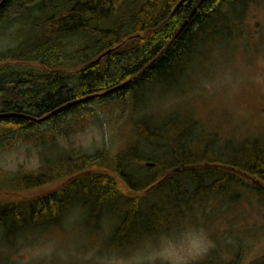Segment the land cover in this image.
Listing matches in <instances>:
<instances>
[{
    "label": "trees",
    "instance_id": "16d2710c",
    "mask_svg": "<svg viewBox=\"0 0 264 264\" xmlns=\"http://www.w3.org/2000/svg\"><path fill=\"white\" fill-rule=\"evenodd\" d=\"M66 1L71 8L68 9ZM180 1L0 0V31L23 17L27 10L49 4L53 13L39 16V21L44 23L40 26L38 42L28 44L25 52L11 51L0 55V147H8L17 141L45 144L68 134L87 118L96 116L93 107L79 102L41 123L30 122L28 116L43 117L82 96L118 87L91 101L100 106H120L126 102L138 103L160 80L170 85L169 82H174L173 78L193 60L198 46L219 34L220 37L230 36L232 20L236 17L242 23L247 8L252 5L251 0H185L179 4ZM194 8L192 17L178 32ZM110 10L120 21L98 31L97 25L106 22ZM126 18L132 25L118 34ZM70 31L69 35L85 32L93 40L94 49L98 48L97 52L115 45L119 51L91 66L65 72L57 67L66 59L59 52V48L62 49L60 37ZM128 38L137 43L132 47H121ZM92 51L90 58L97 55ZM22 59H33L39 67L23 70L2 64ZM53 62L59 63L52 65ZM186 121L196 128L194 121ZM180 123L184 124L183 121L169 122V131L164 134L157 128L152 131L150 127H138L139 134L146 133L149 141L151 136L160 137V142L154 145L162 152L164 150L161 159H152V164H145L149 167L146 172L134 171L135 167L143 165L137 140L115 156L112 166L107 163L108 159L99 158L100 152L65 157L68 167L82 172L77 175L74 174L76 170L69 171V179L75 178L59 193L19 204L0 205V226L5 228L7 235L8 231L17 233L27 228L53 225L59 222L61 209L80 203L88 208L90 221H96L103 210L118 217L111 240L122 248L138 235L167 228L178 217L185 216V212L189 213L186 209L191 208L190 201L204 206L213 201L210 195L226 197L225 188H231L229 185H244L238 175L223 168L225 164L242 165L250 174L264 179L262 142L256 148L247 142L234 146L225 143L223 149L214 146L216 135L202 138L196 132L190 135L188 127H181ZM43 124L48 126L40 128ZM190 143L195 145L192 153L187 150ZM95 167L102 169L94 170ZM46 174L48 171L42 169L30 176L28 182L36 184ZM226 178L229 182L224 181ZM230 178L237 182L236 185L230 183ZM15 179L22 178L18 175ZM207 191L214 193L206 195ZM222 205L231 207L227 201ZM46 215L52 218L47 224L44 220L36 221ZM238 216L236 220L242 219ZM236 257L226 264H239L240 257ZM253 264H262V261Z\"/></svg>",
    "mask_w": 264,
    "mask_h": 264
},
{
    "label": "rangeland",
    "instance_id": "374dc122",
    "mask_svg": "<svg viewBox=\"0 0 264 264\" xmlns=\"http://www.w3.org/2000/svg\"><path fill=\"white\" fill-rule=\"evenodd\" d=\"M251 1L252 5L247 8L243 22L236 17L232 20L230 36L215 35L216 37L209 38L207 43L198 46V53H195L185 73L173 83L169 82L171 85L160 80L158 85H154L142 95L138 103L126 102L120 106L111 104L106 109H100V104L96 102L91 103L90 106L95 108L96 116L87 118L76 128L70 129L68 134L57 136L54 141L50 140L52 142L34 144L17 141L8 147H0V181L6 178L2 177L3 173L11 174L12 177L20 172L36 173L39 169H48V162L57 167L63 158L78 153L93 155L103 151L108 155L107 163L112 166L115 156L122 154L136 140L140 155L148 157L152 155L153 158L161 159L164 150L162 152L161 148L154 145L160 142V137L151 136L153 138L149 141L146 133L139 134L138 127H150L153 131L160 123L174 121H183L184 124L178 125L187 126V131H191L190 135L197 131H201L203 136L216 135L214 146L223 147L225 143L234 146L244 139L258 140L264 144V91L248 84L234 85L228 79L229 69L237 60L246 66L254 67L255 53L264 50V0ZM38 11L41 10L36 8L29 11L27 16L9 23L5 30L3 28L0 31V55L11 51L25 52L28 44L40 40L39 29L33 23ZM49 11L45 16L53 14L51 9ZM117 20L120 21L114 16V21L109 22L113 24ZM128 21L126 18L123 22ZM130 24L131 22L123 27ZM73 37L64 40L68 53H63L66 59L58 64L60 68L69 71L86 65L83 63V55L91 53L95 48L94 43L85 36V42L81 39V44L73 49L79 42ZM128 39L129 41L125 40L122 43L123 47H130L131 44L127 45L128 42H134L133 39ZM64 51L65 48H62V52ZM94 57L96 56L90 60ZM7 63L23 70L38 67L35 61L29 59ZM188 119L193 120L194 125L197 124L196 128L187 124L189 122L185 120ZM47 126L48 124H43L40 128ZM148 149L151 151L146 153ZM146 162L153 161L145 160L144 167L137 166L134 171L146 172L145 168H149L144 165ZM58 182L49 183L38 189H23L19 185L17 192L8 196L3 192L13 188L0 183L3 188L0 189V201H20L47 194L54 189L60 191L61 185ZM194 203L196 202L190 201L191 208H187L189 213L185 214H198L199 221L219 245L218 250L212 253L206 263L221 264V252H226L230 257L226 263L233 261L237 255L240 257L239 264H253L254 260L264 261V209L261 210L257 203L250 202L245 197L241 198L235 209L215 204L214 201L204 206ZM103 214L96 221L88 219L84 227L89 232H95ZM113 216L116 218L115 228L118 217ZM237 216L242 219L236 220ZM58 228L59 222L23 229L17 233L8 231L9 234L6 235L5 228L0 226V262L19 264L22 239L25 242H35L42 237L55 238ZM111 239L112 234L106 244L115 246Z\"/></svg>",
    "mask_w": 264,
    "mask_h": 264
},
{
    "label": "clouds",
    "instance_id": "9594fccd",
    "mask_svg": "<svg viewBox=\"0 0 264 264\" xmlns=\"http://www.w3.org/2000/svg\"><path fill=\"white\" fill-rule=\"evenodd\" d=\"M228 79L264 91V50L255 53L254 67L237 60ZM88 216V208L80 203L61 209L57 236L35 242L22 239L19 264H206L219 247L195 213L178 217L167 228L140 234L123 248L106 244L116 223L110 212H104L95 232L84 227ZM229 259L221 252V264Z\"/></svg>",
    "mask_w": 264,
    "mask_h": 264
},
{
    "label": "bare ground",
    "instance_id": "6f19581e",
    "mask_svg": "<svg viewBox=\"0 0 264 264\" xmlns=\"http://www.w3.org/2000/svg\"><path fill=\"white\" fill-rule=\"evenodd\" d=\"M183 1H185V0H181L180 1V3L179 4H181ZM202 1V0H201ZM65 4L67 5V7H68V9L69 8H71L72 6H70V4H69V2L68 1H66L65 2ZM52 7L49 5V4H46V5H43L41 8H39L41 11H38V13L36 14V16L37 17H35L34 18V20H33V23H35L37 26H36V28H38L39 29V32L41 31L40 30V26H43V23L44 22H40L39 21V16H43V15H45L50 9H51ZM34 9H36V8H34ZM34 9H32V10H34ZM32 10H29V11H32ZM195 10H196V8H194V10L192 11V12H190L189 13V15L186 17V19H185V22L183 23V25L180 27V29L178 30V32H180L181 31V29H182V27L184 26V24L186 25V23L190 20V18L192 17V14L195 12ZM29 11L27 10L26 12H25V14L23 15V17H21V18H19V20L20 19H22V18H24V16H27V13H29ZM63 13V12H62ZM114 16H115V12H113L112 10H110L108 13H107V15H106V22L105 23H103V24H101V23H99L98 25H97V29H98V31L99 30H101L102 29V27L104 28V27H107V26H109L110 25V20H113L114 21ZM27 20V19H26ZM129 22H131V24L128 26V27H123V26H126V25H128L129 24ZM26 24H27V22H25ZM34 24V25H35ZM125 24V25H124ZM131 25H132V21L131 20H129L128 21V23H124L123 22V24L121 25V28H119V30H118V34H120V33H122V32H125L128 28H130L131 27ZM27 26H29L30 27V25H27ZM72 31H70L69 33H66V34H63V35H61V37L60 38H62L61 39V43H60V45H61V48H65V51L64 52H62V49H60L59 48V52H61V54L62 55H64L63 53H66L67 51H66V44H65V42H64V40L66 39V38H69V37H73V36H75V37H73V38H76V39H78V44H76L75 45V47H73V49L74 48H76V47H78V45H80L81 44V39L85 42V40H84V37L85 36H87L88 37V35L87 34H85V32H81V33H77V34H71V35H69L70 33H71ZM33 35H31V37H32ZM30 37V38H31ZM81 37V38H80ZM131 39H133V38H131ZM127 41H129V39H126ZM134 40V39H133ZM91 41H93V40H91ZM90 41V42H91ZM137 42H135V40H134V42L133 43H131V42H128V44L127 45H129V44H131V46L130 47H132L133 45H135ZM95 47V46H94ZM121 47H123V45L121 44ZM27 50V49H26ZM25 50V51H26ZM94 51H96V53H97V55H96V57H94V58H92L91 60H90V53H85L84 55H83V57H82V59H83V63H85L86 65H84L82 68H85V67H88V66H91V65H93V64H96V63H98V62H100L102 59H103V57H105L106 55H108V54H111V53H115V52H117V51H119V49H118V47L115 45V46H112V47H110L109 49H107V50H104V51H99V52H97L98 51V48H96V49H94ZM94 51H92V53L94 52ZM95 53V54H96ZM198 53V52H197ZM196 55V54H195ZM194 55V56H195ZM87 57V58H86ZM59 58H60V56H59ZM26 60H28V59H22V60H16V61H26ZM29 60H33V59H29ZM10 61H14V60H10ZM34 61V60H33ZM7 62H9V61H7ZM7 62H4V63H2V64H5V65H9ZM35 63H36V61H35ZM59 62H53L52 63V65H57ZM37 64V63H36ZM38 65V64H37ZM65 65V64H64ZM11 66V65H10ZM13 68H17V67H14V66H12ZM38 67H39V65H38ZM57 67L58 68H60L59 67V65H57ZM187 67H188V65L186 64L182 69H181V71L178 73V75L176 76V77H174L173 78V81H176V80H178L184 73H185V71H186V69H187ZM35 68V67H34ZM82 68H80V69H82ZM60 69H62V68H60ZM80 69H76V70H80ZM63 71H65V72H69V70H64V69H62ZM72 71H74V70H72ZM173 83V82H172ZM171 85V84H170ZM118 86H120V85H118ZM118 87H114L113 89H110V90H107V91H105V92H102V93H99V94H96V95H89V96H82L81 98H79V99H76V100H74V101H72V102H69V103H66V104H64V105H62L61 107H59L57 110L58 111H56L55 113H52L51 115H50V117L49 118H51L53 115H56V114H58V113H60V112H62V111H64L65 109H67V108H69V107H71V106H74V105H76V104H78L79 102L80 103H85L86 105H89L90 106V104L91 103H94V102H96V101H91L94 97H96V96H102V95H105V94H107V93H109L110 91H112V90H116ZM97 104H99L98 102H96ZM107 106L108 105H106V106H100L99 108L100 109H106L107 108ZM90 107H92V106H90ZM93 110L95 111V108H93ZM44 117H46V116H43V117H33V116H28V118H29V121L30 122H32V120H34L35 122H37V123H41L42 121H41V119H43ZM136 117V116H135ZM186 121V120H185ZM193 121V120H192ZM170 124H169V122H167V123H160V124H158V127H157V131L158 132H160L161 134H164V133H166V131L168 130L169 131V129H168V126H169ZM144 126H146V125H144ZM201 138L203 137V134H202V132L201 131H197L196 132ZM243 142H247L251 147H255L256 148V146L258 145V146H260L261 145V142H259L258 140H249V139H244L243 140ZM242 142V143H243ZM215 143H216V141H215ZM238 143V142H237ZM238 144H240V143H238ZM216 146V145H215ZM226 148V144H224V146L222 147V148ZM187 150H188V152H190V153H192V152H194L193 150H195V145L194 144H192V143H190L189 145H188V147H187ZM151 150L150 149H148L147 151H146V153H149ZM98 152H100L99 153V158H103V159H109L108 158V155L105 153V152H103V151H98ZM97 153V152H96ZM95 153V154H96ZM79 154H85V153H78L77 155H79ZM77 155H75V156H77ZM150 157H152V155H150ZM152 160V159H156V158H149L148 156H143L142 157V163H144V161L145 160ZM227 158L225 157V160H226ZM66 162H67V158H63L61 161H60V163H59V166L57 165V167L56 166H54V165H51L49 162H48V169H45L44 171H48V174H46V176L44 177V179L43 180H41L40 182H37L36 184H32V183H30V182H28V179L29 178H23L22 177V179H20V180H18V179H15V177H14V179H13V177H8V176H2V177H6V178H2L1 179V181H0V183L3 185V186H11L13 189H11V190H9V191H5V192H3L4 194H5V196H8V194H12V193H16L17 192V188H19L20 186H22V188L24 189V188H26V189H38V188H40V187H42V186H45V185H48L49 183L50 184H52V183H54L55 181L56 182H58V181H61V180H63V178L64 177H66L67 176V174L69 173V171H73V170H76V168H73V167H68V165L66 164ZM149 164H152V162H146V165H149ZM145 165V164H144ZM226 166H223V168L224 169H226V170H228V171H230V172H232V173H234V174H236V175H238L243 181H244V185H241L240 183L238 184L237 182H234L233 181V179H231V181H230V183L231 184H234V185H236V183H237V185L238 186H236V187H234L233 185H229L231 188H225V191H226V194H227V196L225 197V196H223V195H217V196H215V195H210V197H211V199L215 202V204H219V205H222L223 203H225L226 201L230 204V206H231V208L233 207V209H235V206L237 205L238 206V204H239V202H241V198L242 197H245V198H247V200L248 201H250V202H255V203H257V205H259V207H260V209L262 210V209H264V179H262V178H259V177H257V176H254V175H252V174H250V171L248 170V169H246V168H242L243 166L242 165H239V166H232V165H227V164H225ZM142 167H144L143 165L141 166V168ZM42 169H44V168H42ZM146 169V168H145ZM77 172L76 173H74V172H71L72 174L74 173V174H77V175H79L81 172H82V170L80 169V170H76ZM140 172H142V170L140 171ZM56 177V178H52V177ZM119 180V179H118ZM72 180H69V182L68 183H70ZM224 181L226 182H229L228 180H227V178L226 179H224ZM68 183H66V184H64V185H62V187H61V190L60 191H62L66 186L65 185H67ZM43 184H45V185H43ZM20 185V186H19ZM247 187H251V189H248ZM248 189V190H247ZM59 190H57V189H54V190H52L51 192H49V193H47V194H42V195H51V194H54L53 192H58ZM121 192H122V190H121ZM243 192V193H242ZM210 193H214L213 191H207L206 192V195H208V194H210ZM242 193V194H241ZM244 194V195H243ZM42 195H39V196H42ZM243 195V196H242ZM246 195V196H245ZM5 196H2V197H5ZM39 196H35V197H32V198H29V199H26V200H32V199H34V198H37V197H39ZM1 199H3V198H1ZM5 199H10V198H5ZM26 200H20V201H15V200H13V201H0V205H2V206H4V205H7V204H19V203H21V202H25ZM225 200V201H224ZM234 204H235V206H234ZM105 211L103 210V211H101V213L100 214H98V215H101V214H103ZM45 221L44 223H48L49 221H51L52 220V218L50 217V215H46V216H43V217H40V218H37L36 219V221ZM26 223H28V222H26ZM255 261H257V260H254V262ZM0 264H2L1 262H0ZM262 264H264V261H262Z\"/></svg>",
    "mask_w": 264,
    "mask_h": 264
},
{
    "label": "flooded vegetation",
    "instance_id": "af4514ba",
    "mask_svg": "<svg viewBox=\"0 0 264 264\" xmlns=\"http://www.w3.org/2000/svg\"><path fill=\"white\" fill-rule=\"evenodd\" d=\"M34 175H35V174H32V176H34ZM29 177H30V176H29ZM73 179H74V177H72L71 179H69V177L66 176V177L63 178V180L59 181L58 184L61 185V187H62V185L68 183L69 180H73ZM59 187H60V186H59ZM60 190H61V189H60ZM59 192H60V191H59ZM59 192H58V193H59ZM53 193H57V192H53Z\"/></svg>",
    "mask_w": 264,
    "mask_h": 264
},
{
    "label": "water",
    "instance_id": "95a60500",
    "mask_svg": "<svg viewBox=\"0 0 264 264\" xmlns=\"http://www.w3.org/2000/svg\"><path fill=\"white\" fill-rule=\"evenodd\" d=\"M56 111H58V110H56ZM56 111H54L53 113H55ZM51 114H52V113H51ZM51 114H50V115H51ZM50 115H47L46 117H44L43 119H41V121H42V120H46V119H48V118L50 117Z\"/></svg>",
    "mask_w": 264,
    "mask_h": 264
}]
</instances>
